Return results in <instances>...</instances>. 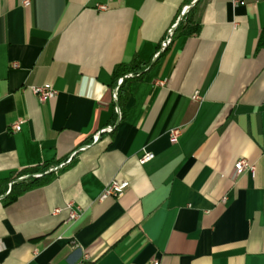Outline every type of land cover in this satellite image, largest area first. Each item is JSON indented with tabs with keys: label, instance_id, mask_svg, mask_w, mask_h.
Returning a JSON list of instances; mask_svg holds the SVG:
<instances>
[{
	"label": "crops",
	"instance_id": "crops-1",
	"mask_svg": "<svg viewBox=\"0 0 264 264\" xmlns=\"http://www.w3.org/2000/svg\"><path fill=\"white\" fill-rule=\"evenodd\" d=\"M22 1L0 0V187L52 179L0 196V264H264V0Z\"/></svg>",
	"mask_w": 264,
	"mask_h": 264
},
{
	"label": "trees",
	"instance_id": "trees-1",
	"mask_svg": "<svg viewBox=\"0 0 264 264\" xmlns=\"http://www.w3.org/2000/svg\"><path fill=\"white\" fill-rule=\"evenodd\" d=\"M188 3L191 0L187 1ZM190 20V16L188 13H184L181 19L178 21L176 25V29L183 25V23L188 22ZM259 44H262V40L260 39ZM147 63L143 62L138 57H133V59L129 63L118 64L114 71H113V80L114 83L117 82L119 78H123L121 84L118 86L117 89V98H118V105L122 108L123 100L128 93V86L129 84L139 79L142 74L144 73L145 68L147 67ZM131 74V76L127 77L126 75ZM46 170V166L41 167H34L23 169L18 172L14 179L19 178L21 176L28 175L27 179L21 180L20 182L13 183L10 189L7 188V183H4L3 187H0V196H4L2 198L3 201H11L16 198L19 194L23 193L24 191L38 186L45 183H48L52 179V173L44 174ZM40 174V176H36Z\"/></svg>",
	"mask_w": 264,
	"mask_h": 264
},
{
	"label": "built area",
	"instance_id": "built-area-1",
	"mask_svg": "<svg viewBox=\"0 0 264 264\" xmlns=\"http://www.w3.org/2000/svg\"><path fill=\"white\" fill-rule=\"evenodd\" d=\"M241 0H233V3H238ZM23 6L27 7L30 5V0H23L22 1ZM107 6L105 4H99L97 6V9L99 10H106ZM171 29L168 30V36L166 37V39L162 42V48L166 47L169 42L171 41ZM16 65V64H14ZM127 77L131 76V74L126 75ZM122 81V79L119 80V83ZM159 84H162V82H158ZM30 90L33 92V94H35L38 99L41 102H44L47 99H51L53 98L57 91L50 85V84H42V85H37V86H30ZM115 98H116V94H115ZM192 98L195 100H199L200 96L198 95L197 92H194L192 95ZM20 129V123L16 122L15 124H13L11 126V130L16 132L19 131ZM111 128H108L107 130H110ZM180 133V130L178 128H173L171 130H169V137L170 140L172 142H176L177 141V137ZM94 140H97V137L94 138ZM153 158V154L150 152H144L143 155L139 158V162L140 163H145L147 161H149L150 159ZM57 167H55L56 169ZM234 169V176H238L243 172H250L251 174L255 173V165L248 162L245 159H239L234 163L233 166ZM128 187V182L127 181H119V180H111L110 182H108V184L105 186V188L103 189L102 193L99 196V199L103 200L106 199L108 197H119L121 196L124 191L126 190V188ZM66 208L68 209L69 213H68V218L67 220H75L78 217V210L77 209H73L72 205L69 203L66 205ZM56 212L58 211V209L55 210ZM151 264H159L158 261H153Z\"/></svg>",
	"mask_w": 264,
	"mask_h": 264
}]
</instances>
